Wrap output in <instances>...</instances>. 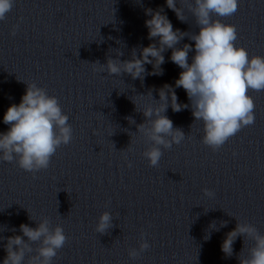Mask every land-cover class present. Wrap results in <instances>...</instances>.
<instances>
[{
  "label": "clouds",
  "instance_id": "clouds-1",
  "mask_svg": "<svg viewBox=\"0 0 264 264\" xmlns=\"http://www.w3.org/2000/svg\"><path fill=\"white\" fill-rule=\"evenodd\" d=\"M13 4L14 0H0V21L6 18ZM177 5L176 0H166L167 8L178 19L184 20L182 9ZM188 10L199 27V32L189 37L195 42L191 63L189 52L193 46L185 43L182 47H176L186 33L174 30L163 9L148 8L145 10L146 16L151 17L145 20L148 39L158 38V42L142 47L139 56L134 50L131 60L121 62L109 58L106 65L94 69L101 72L106 70L109 75L126 73L133 80L143 81L145 65H152L148 75H161L163 70L160 66L165 62L163 53L166 49L172 50L171 61L182 69L179 78L175 80L174 87L165 84L158 90L160 103L146 104L142 110L145 122L137 125V132L153 145L143 152L152 167L159 164L163 155L161 147L170 149L173 144L178 145L185 139V133L174 127L173 121L165 114L169 107L173 112L190 107L195 121L203 123V144L217 151L243 127L254 123L255 104L248 93L250 90H264V57H250L244 47H237L234 43L237 40L235 25L213 19L214 16L235 14L238 0H194V5L189 4ZM16 28L18 25L13 27V36ZM26 85L20 103L10 105L3 115V123L9 128L6 132H0V160H15L21 169L35 174L47 169L57 149L71 141L72 128L68 115L63 113L55 96H49L44 88L34 82ZM175 88L184 89L189 104L178 102ZM129 123L135 124V120L131 118ZM128 166H132L131 162ZM203 191L206 195H214L208 189ZM111 221L109 212L102 213L96 232L105 233L111 227ZM49 224L48 218H42L35 227L22 223L19 226L22 235L0 237L7 241L3 246L6 255L2 264H24L26 256L27 264H52L68 237L61 226L50 228ZM225 224L222 222L221 226ZM238 237L243 238V246L237 254L239 264H264V234L259 233L252 224L238 222L233 230L226 233L221 244L224 256H233V245ZM245 240L253 242L247 249V255L244 254ZM35 243H39L35 255H29ZM149 247L145 241L141 243L140 250ZM129 255L135 257L138 253L133 249Z\"/></svg>",
  "mask_w": 264,
  "mask_h": 264
}]
</instances>
